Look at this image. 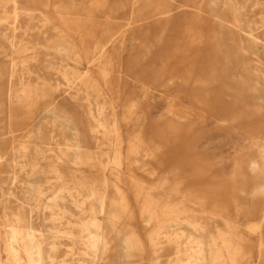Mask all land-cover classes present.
I'll return each instance as SVG.
<instances>
[{
    "label": "rangeland",
    "instance_id": "obj_1",
    "mask_svg": "<svg viewBox=\"0 0 264 264\" xmlns=\"http://www.w3.org/2000/svg\"><path fill=\"white\" fill-rule=\"evenodd\" d=\"M263 208L264 0H0V264H264Z\"/></svg>",
    "mask_w": 264,
    "mask_h": 264
},
{
    "label": "bare ground",
    "instance_id": "obj_2",
    "mask_svg": "<svg viewBox=\"0 0 264 264\" xmlns=\"http://www.w3.org/2000/svg\"><path fill=\"white\" fill-rule=\"evenodd\" d=\"M211 4V3H210ZM230 6V5H229ZM217 6H215V8H216ZM215 10V9H214ZM229 10H230V8H229ZM229 10H228V12H229ZM226 13V12H225ZM227 14V13H226ZM218 16V15H217ZM227 16H229V15H227ZM218 17H220V16H218ZM223 18V17H222ZM230 19V18H229ZM252 25V24H251ZM27 150V149H26ZM26 150H24V151H26ZM22 151V150H21ZM41 153V152H40ZM20 154V153H19ZM51 154V153H50ZM49 154V155H50ZM80 154V153H79ZM16 155V154H15ZM51 155H53V154H51ZM61 155H62V153H61ZM78 155V154H77ZM59 156V155H58ZM63 156V155H62ZM73 156H76V155H73ZM86 157V156H85ZM104 157V156H103ZM59 158V157H58ZM66 158V157H65ZM70 158V157H69ZM75 158V157H74ZM16 159V158H15ZM79 159V158H78ZM59 160V159H58ZM65 160V159H64ZM69 160V159H68ZM16 162H17V160H15ZM19 161V160H18ZM31 161V160H30ZM56 161V160H55ZM73 161V160H72ZM15 162V163H16ZM68 162V161H67ZM102 162V161H101ZM18 163H21V161L20 162H18ZM70 163V162H69ZM50 164V163H49ZM55 164V163H54ZM68 164V163H67ZM59 165V164H58ZM80 165V164H79ZM53 166V165H52ZM55 166V165H54ZM68 166V165H67ZM74 166V165H73ZM61 167V166H60ZM52 170H53V168H52ZM64 170V169H63ZM22 171V170H21ZM33 171V170H32ZM31 171V172H32ZM61 171V170H60ZM40 173V172H39ZM43 173V172H42ZM57 173V172H56ZM55 174V173H54ZM17 175H19V174H17ZM55 175H57V174H55ZM54 175V176H55ZM50 177V176H49ZM63 177V176H62ZM64 178V177H63ZM59 179V178H58ZM62 179V178H61ZM121 181V180H120ZM116 185V184H115ZM140 186V185H139ZM119 187V186H118ZM117 187V188H118ZM107 188V187H106ZM131 188V187H130ZM134 188V187H133ZM139 188V187H138ZM112 189H113V187H112ZM152 189V188H151ZM117 190V189H116ZM127 190V189H126ZM131 190H133L132 188H131ZM145 191V190H144ZM155 191H157V190H155ZM133 192V191H132ZM13 193V192H12ZM114 193V192H113ZM148 193V192H147ZM132 194V193H131ZM152 194V193H151ZM125 195V194H124ZM113 196V195H112ZM144 196H146V195H144ZM148 196V195H147ZM116 197V196H115ZM131 197V196H130ZM137 197V196H136ZM147 198V197H146ZM131 199V198H130ZM19 202V201H18ZM118 202V201H117ZM132 202V201H131ZM121 203V202H120ZM119 203V204H120ZM141 203H143V202H141ZM158 203V202H157ZM156 203V204H157ZM113 204H115V203H113ZM144 204V203H143ZM160 204V203H159ZM139 205V204H138ZM125 206V205H124ZM134 206V205H133ZM175 206V205H174ZM139 207V206H138ZM152 207V206H151ZM150 207V208H151ZM187 207H189V205L187 206ZM120 208H121V206H120ZM143 208V207H142ZM170 208V207H169ZM194 208V207H193ZM164 209V208H163ZM121 210V209H120ZM132 210V209H131ZM141 210V209H140ZM155 210V209H154ZM14 211V210H13ZM133 211V210H132ZM189 211H190V209H189ZM153 212V211H152ZM161 212V211H160ZM168 212V211H167ZM175 212V211H174ZM187 212V211H186ZM192 213H194V212H192ZM155 214V213H154ZM162 214V213H161ZM198 214V213H197ZM151 215V214H150ZM179 215V214H178ZM192 215V214H191ZM126 216V215H125ZM149 216V215H148ZM164 216V215H163ZM168 216V215H167ZM174 216V215H173ZM180 216V215H179ZM203 216V215H202ZM134 217V216H133ZM136 217V216H135ZM166 217V216H165ZM185 217V216H184ZM188 217V216H187ZM152 218V217H151ZM128 219V218H127ZM159 219V218H158ZM172 219V218H171ZM174 219V218H173ZM196 219V218H195ZM200 219V218H199ZM131 220V219H130ZM144 220V219H143ZM160 220V219H159ZM167 220V219H166ZM190 220V219H189ZM175 221V220H174ZM202 221V220H201ZM155 222H157V221H155ZM179 222V221H178ZM134 223V222H133ZM171 223V222H170ZM191 223H192V221H191ZM213 223V222H212ZM152 225V224H151ZM155 225V224H154ZM161 225H162V223H161ZM164 225V224H163ZM162 225V226H163ZM166 225V224H165ZM179 225V224H178ZM183 225V224H182ZM175 226V225H174ZM205 226V225H204ZM170 227V226H169ZM192 227V226H191ZM134 228V227H133ZM176 228V227H175ZM193 228V227H192ZM178 229V228H177ZM194 229V228H193ZM132 230V229H131ZM152 230V229H151ZM168 230H170V229H168ZM182 230V229H181ZM200 230V229H199ZM135 231V230H134ZM137 231V230H136ZM5 232V231H4ZM36 232V231H35ZM133 232V231H132ZM171 232V231H170ZM196 232V231H195ZM201 232V231H200ZM210 232V231H209ZM109 233V232H108ZM193 233V232H192ZM203 233V232H202ZM15 234V233H14ZM46 234V233H45ZM161 234V233H160ZM166 234V233H165ZM179 234V233H178ZM194 234V233H193ZM10 235V234H9ZM138 235V234H137ZM201 235V234H200ZM204 235V234H203ZM15 236V235H14ZM173 236V235H172ZM141 237V236H140ZM163 237V236H162ZM142 238V237H141ZM170 238V237H169ZM154 239H155V237H154ZM157 239V238H156ZM160 240V239H159ZM196 240V239H195ZM15 241V240H14ZM109 241H111V240H109ZM263 242V241H262ZM132 243V242H131ZM185 243V242H184ZM163 244V243H162ZM165 244V243H164ZM263 245H261V247H262ZM134 247V246H133ZM138 247V246H137ZM188 247V246H187ZM123 249V248H122ZM225 249V248H224ZM262 249V248H261ZM206 251V250H205ZM212 251V250H211ZM139 252V251H138ZM188 252V251H187ZM223 252V251H222ZM224 252H225V250H224ZM124 254V253H123ZM134 254H136V253H134ZM133 254V255H134ZM164 254V253H163ZM229 254V253H228ZM132 255V256H133ZM140 255H141V251H140ZM213 255V254H212ZM159 256V255H158ZM52 257V256H51ZM126 257V256H125ZM142 257V256H141ZM144 257V256H143ZM162 257V256H161ZM127 258V257H126ZM125 258V259H126ZM133 258V257H132ZM212 258V257H211ZM38 259V258H37ZM142 259V258H141ZM225 259V258H224ZM108 260H109V258H108ZM208 261V260H207ZM207 261H206V263H207ZM213 262V261H212ZM105 263V262H104ZM132 263V262H131ZM109 264V263H108ZM150 264V263H149ZM152 264V263H151Z\"/></svg>",
    "mask_w": 264,
    "mask_h": 264
},
{
    "label": "crops",
    "instance_id": "obj_3",
    "mask_svg": "<svg viewBox=\"0 0 264 264\" xmlns=\"http://www.w3.org/2000/svg\"><path fill=\"white\" fill-rule=\"evenodd\" d=\"M256 163V162H255ZM263 210H264V208H263ZM260 225L262 226V228L264 227V222L262 221V222H260Z\"/></svg>",
    "mask_w": 264,
    "mask_h": 264
}]
</instances>
